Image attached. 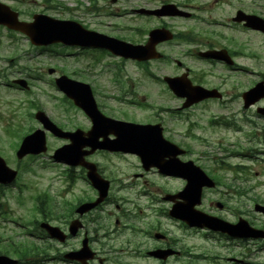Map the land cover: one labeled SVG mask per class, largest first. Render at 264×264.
I'll return each instance as SVG.
<instances>
[{"label":"flooded vegetation","instance_id":"af4514ba","mask_svg":"<svg viewBox=\"0 0 264 264\" xmlns=\"http://www.w3.org/2000/svg\"><path fill=\"white\" fill-rule=\"evenodd\" d=\"M40 1L0 0V47L4 42L15 44L18 41H23L25 36L21 30L10 28L2 22L4 18L16 23L30 22L34 14L45 13V11L49 13L50 8L59 9V11L64 9L63 15L66 14L67 19L80 22L88 30L102 31L100 22L94 18H87L85 21L80 19L76 15L78 9H71L69 4L51 5L50 1L52 0H42L45 11H41ZM88 1L89 11L97 14L104 8L105 1L109 4L110 0ZM168 3H174L177 7L191 12V15L168 18L136 13V10L141 8L158 9ZM118 4L125 6L121 7L124 13L128 11L132 17H138L147 22L140 27L132 25L122 29L118 28L120 34L112 36L120 39L125 37L127 41L131 42L132 39H128L127 35H135L139 39L132 43L144 44L152 28L164 27L174 33L172 40L156 45V49L162 54L160 59L142 63L141 69L144 72L153 75L149 71L151 70L157 75L165 74L163 69L167 65L170 70L169 76L183 77L186 75L192 85L218 89L224 96L219 100L220 106H224L227 114L232 113L231 110H228L230 107L237 105L240 106L241 112L253 109L256 118L264 120V116L258 115L255 111L258 106H264V98L250 108H243L242 95L251 85L240 90L239 84L242 81L236 80L235 86H231V89L228 87L232 80L231 74L235 73L234 77L236 78L238 75L240 76V72L248 71L245 65L239 62V59L247 57L256 59L255 54L252 53L248 56L247 53L249 36L255 40L259 39V41L264 39L263 31L248 28L243 21L235 19L237 12L256 15L264 20V0H117L111 5L117 6ZM216 12H221L224 18H215ZM153 18L160 20V23L151 28L149 21ZM171 19L189 20L194 25L175 30L174 26L166 21ZM229 37L238 41L235 48L223 44V40ZM262 46L260 47L263 49ZM76 49L81 52H103V50L91 48L77 47ZM222 49L227 51L231 59L230 64L198 56L199 51H222ZM261 52L264 54L263 50ZM110 57L115 58L111 54ZM116 58L121 62L133 64L135 62L120 57ZM153 61H161V63L152 67L150 65ZM215 68L222 70L224 76L216 77ZM256 76L257 81H264V75L261 72H256ZM108 84L112 90L106 91L107 94L98 93L95 89L97 107L101 113L125 123H159L163 134L166 133L165 137L183 149V153L178 156L179 160L182 162L192 161L213 179V187L201 189V201L195 205L197 210L231 223H236L240 218H244L253 226L264 230L263 215L256 213L260 215L259 223H254L249 219L248 195L252 193L253 189L249 191L246 175L238 170H234L235 174L230 176H225L223 173L225 170L223 163L227 156H230V149L221 146L209 148L205 145L206 141L198 138L201 137L199 134L192 132L199 127L197 122L191 119V116L195 113L205 112L206 107H211L213 103H216V99H204L188 107H182L186 101L183 98H175L179 104L174 108H168L165 104L158 106L147 104V98L144 94L137 93L138 89H135L133 78L123 66L111 70ZM163 84L166 88L165 92H167V85ZM92 85L94 87L93 83ZM227 87L229 90L226 89ZM137 111L151 114L140 118ZM227 118L236 121L233 115L232 117L227 116ZM224 119L225 117H221L218 121L222 122ZM243 120L247 121L248 119L243 117ZM205 122L207 129L214 127L208 119H205ZM249 122L254 123L253 121ZM55 123L66 131L79 128L84 137L91 128V119L84 112H82V119L79 123ZM254 135L258 139L261 137L259 131L254 132ZM116 136L113 133L107 134V137L111 139ZM101 138L102 136H99V139ZM180 139H194L201 145L191 147ZM55 142V146L59 145L57 139ZM62 142L61 144L69 143L67 139ZM171 149L174 151L175 148ZM90 150L91 147L88 145L82 149L86 152L85 159L95 165L97 173L104 179L101 184L106 192L105 197L97 201L104 189L102 186L95 188L88 183L85 179V168L70 164L64 165V178L59 180V184L56 186L48 185V189L54 192V196H67V199L63 201L62 208L60 206L57 210H54V206L50 212L38 210L39 217L31 222L33 232H28L36 242L31 243L34 247L26 250L18 249L20 252L18 264H213L207 254H200L201 249L195 244L196 242L191 241L195 237L203 239L205 242L213 240L207 239L208 237L218 241L225 239L226 242L222 246H225L227 252L233 246H244V250H247V247L256 246L264 248V237H232L207 227L190 226L171 217L169 215L171 207L177 202H182L183 195L181 194L190 189H185L188 180L183 175L162 173L156 167H145L141 158L133 151L108 153L100 150L90 152ZM217 150L220 157L216 156ZM104 155H115L119 160H110L104 158ZM170 158L171 155L167 154L164 160ZM217 160L220 162L216 163ZM10 187L12 186L0 184V196H2L3 190ZM145 187L149 189L147 192L144 191ZM57 188L61 190V193L55 192ZM23 190V186H18L16 199L20 206H23ZM74 195L78 197L76 202L72 201ZM33 201L35 208L41 209V205L46 204L45 195L38 193L34 196ZM249 202L252 206L255 203L252 199ZM90 203L95 204L84 206L83 211H79L82 205ZM105 212L106 218H110L109 222H105L107 225L104 224ZM162 218L183 228V232L176 234L167 232L164 229ZM46 224L58 227L63 234V240L50 237ZM20 225L23 228L22 224ZM122 238H125L126 241L112 242ZM202 244L209 245V243ZM29 255L32 256L29 257ZM239 256L242 257V254ZM230 258L232 256L225 259ZM240 260L233 263H245L243 258Z\"/></svg>","mask_w":264,"mask_h":264},{"label":"rangeland","instance_id":"374dc122","mask_svg":"<svg viewBox=\"0 0 264 264\" xmlns=\"http://www.w3.org/2000/svg\"><path fill=\"white\" fill-rule=\"evenodd\" d=\"M182 1V0H181ZM85 5H88L86 3ZM121 7H125L121 4H118L117 6H104L106 9L110 10H122ZM215 18L221 19L224 18L221 14V12H216ZM135 19V20H134ZM105 21H110L105 19ZM170 25L174 26L175 30H179L183 27H189L193 26L192 21H183V20H177V19H171L166 20ZM114 22V21H113ZM118 22H121V26L123 28L126 25H135L137 27H140L143 25V23H146L147 21L140 20V18L136 17H122L121 19H118ZM157 23H160V20L151 19L149 21V26L155 27ZM219 34V33H218ZM116 35V34H114ZM232 35V34H231ZM234 35V34H233ZM128 39H132L131 42L137 41L139 38L138 36H131L127 35ZM125 39V37H124ZM126 40V39H125ZM130 41V40H128ZM223 44H226L227 47L235 48V45L237 46L238 41H234L232 37L225 38ZM252 43V44H251ZM31 44L28 43V40L23 39L22 42H18L16 44V48L12 46L8 42L2 43V46L0 47V71L3 72V74L0 76V79H2V83L0 84V152L4 153L5 157L12 158L13 164L16 163V160L13 157L12 151L10 149V146H12L15 142L16 145H19L20 139L28 134L33 128L39 127L38 123L35 121L34 118L30 117L27 114V111L30 112V107L27 101H24V104L21 103V98L19 91L15 89L13 86L6 85L5 78L11 79L13 77H23L24 79H27V81L31 84V89L27 93V96L30 99L34 100V103L39 105V109H42L48 116L51 118V120H55L57 122H60L61 124L67 123H76L80 122L82 117L80 113L78 112L77 118L73 116L70 120L69 117H71L72 112L67 111V117L62 111L64 108V105L67 106V109H71V104L66 100H64L62 97H59L61 103L58 104L57 97L59 95V92L55 89V87L51 84V78L46 73L47 68H54L61 71V74H66L68 77L75 78L78 80L84 79L85 81H88L89 83H93L95 88H100L103 91H111L108 82L107 77L108 74L102 75L100 72L103 70V63H111L113 66L120 67L123 66L129 72L131 78H133L135 89L137 90L138 94H144L147 98V102H157L162 103L168 106V108H174L179 104V101L170 97L167 93H163L156 84L152 83V81L149 80V78L141 73L140 70L137 68L135 69L134 64L131 62H121L118 58H112V57H105L103 62H100L98 65L95 66L94 70L97 69L95 72L96 74L91 73H81L83 68L86 66L87 60L84 58L83 55L79 56H67V57H59V55L50 54L49 51L45 50L43 53L36 52ZM247 53L248 56L250 54H255L256 59L247 57L245 59L240 58L239 62L243 63L247 68L248 72H243L238 75L236 78L235 73L232 75V80L228 84V87L231 89V86H235L234 82L237 80L240 82L242 81L239 86L240 90L246 87L247 85H252L256 81V76L254 73L261 72V74L264 75V54L261 52V50L264 51L259 45V40H255L254 38L249 36V40H247ZM55 50L56 48H52ZM22 50V51H20ZM70 51V50H67ZM22 53V59H19V55ZM16 55V58L9 61V60H3L5 57H11ZM65 59V60H64ZM102 61V60H101ZM150 66L155 67L158 66L157 63H152ZM25 67V68H23ZM27 67V68H26ZM112 67V66H109ZM39 68L40 69V77L42 79H33L32 73L34 69ZM169 67L165 66L163 69V73L168 74L169 73ZM56 72L55 75H57ZM219 71H215V74H219ZM35 74V73H33ZM241 77V78H240ZM234 80V81H233ZM91 83V84H92ZM93 86V85H92ZM226 88L229 90V88ZM33 93V97H32ZM35 98V99H34ZM23 99L25 100V95H23ZM28 100V99H27ZM61 108H60V107ZM240 106L234 105L231 108L230 114H227L226 110L216 106V103L211 105V107H206V109H212V112L210 113H204L203 115L200 113H195L191 116V119L195 120L197 122V125L199 128L193 130L192 132H196V134H199L200 136L207 139L213 147H217V145H223L226 146L229 149H237V146H240V148H250L251 150L263 153L264 149V136L260 137L258 139H253L251 143H247V134H249L248 131H255L257 128L261 130V127L264 125V120L256 118L254 115V110L250 109L245 112H241ZM32 111V110H31ZM140 118H145L149 114V112H138ZM217 116V118L225 117L224 120H228V117H232V115L235 117L236 125L240 127V130H237L234 128L233 130L231 128L224 129L221 127H210L207 129L205 119L210 114H213ZM235 114V115H234ZM138 115V114H136ZM243 117H246L249 120H253L256 127H253L252 123H247L246 121H242ZM229 119L228 121H230ZM232 122V121H231ZM234 123V122H232ZM254 124V125H255ZM186 128V125H185ZM184 128V129H185ZM253 128V129H252ZM14 131V133H13ZM261 136V133H260ZM52 143V139H50ZM255 140V141H254ZM180 141L189 144L191 147L198 146L197 140L194 139H180ZM212 152V151H211ZM213 153V152H212ZM257 157H255L256 159ZM27 159V158H26ZM22 159L18 162L19 166L22 167V173L20 174V177L17 178L16 184L19 186H23L25 190H23L24 194V200H23V206H20L17 203V200L13 196L17 194V190L15 189H9L5 196L3 198H0V202L3 203V209L8 212L9 217L13 218H19L24 224H30L29 226L32 227L31 222H33L36 217H39L38 210H42L44 212H50L53 210H57L58 207L63 206V201L67 199V196L65 197H56L54 196V192L50 191L48 189L49 185V179L53 177V169L50 168H41L42 164L39 163L41 160L36 159L33 161ZM251 161H244L243 159H240L236 156L227 157L226 162L223 163L225 166H235V165H242L247 173H243L246 175L248 179V189L251 188L252 185H255L256 187L253 188L248 195V200L250 201L252 198H258L261 199L264 203V163L262 162H255L256 160ZM22 161V162H21ZM210 163V162H208ZM30 166V171H26V166ZM225 176H230V171H224ZM148 178V177H147ZM261 183L262 185H260ZM259 184V186H257ZM58 184H53V186H56ZM148 188H144V191H148ZM57 193H61V190L57 188L55 191ZM40 193L41 195H45L46 204L41 205V209L35 208V202L33 201V198L36 194ZM76 195L72 197V201L76 202ZM44 200V197L42 198V201ZM59 201V202H56ZM248 201V212H249V219L253 221L254 223H259L261 220L259 219L260 215L254 213L252 204ZM59 203V205H58ZM57 205V206H56ZM111 226L113 221V216L111 217ZM110 218H106V212H105V222H109ZM162 222L165 225L164 229L171 233L174 232L179 233L183 232V228L177 227L176 224L172 223L171 221L167 220L166 218H162ZM107 225V224H105ZM110 226V227H111ZM15 229L9 228V230H0V237L2 239H10L9 241H2L0 242V251L4 252L10 256H16L13 254L12 249L18 250L19 248L24 249V244L19 243L23 242L22 237H16L15 234H13ZM20 232V231H18ZM206 239V238H205ZM207 239H213L211 242H205L203 239H196L192 238L191 241L196 242L197 246L199 247L200 254H207L211 258V262H214L216 264H233L230 262H227L225 260L226 257L233 256V257H240L239 255L242 254L244 258H246L247 262L246 264H264V249H259L256 247H247V250H244V246H233L231 250L228 252L225 250V246H222L226 240H215L214 238L208 237ZM32 240L30 239H27ZM126 241L125 238H122L118 241H112V242H123ZM15 244V247H11L9 244ZM199 243V244H198ZM202 243H209V245H205ZM17 244V245H16ZM62 247V246H59ZM58 247V248H59ZM247 252L248 254H245ZM32 255H29V257ZM28 257V256H26ZM224 257V258H223Z\"/></svg>","mask_w":264,"mask_h":264},{"label":"water","instance_id":"95a60500","mask_svg":"<svg viewBox=\"0 0 264 264\" xmlns=\"http://www.w3.org/2000/svg\"><path fill=\"white\" fill-rule=\"evenodd\" d=\"M147 13H154V11H146ZM159 15L161 14H167V15H175L181 13L179 10L175 8L173 5L164 6L163 10H160L157 12ZM248 24L252 25L254 27H261L258 25L257 20L254 17L247 16L246 17ZM66 21H56L47 19V17H36L34 22L31 24H25L22 28V25L20 27L24 30L25 33H27L34 44H48L56 41H62V42H68L67 40V29L68 25ZM168 32V31H167ZM166 31L162 29H154L150 32L151 37L149 40V43L147 45H132L129 43H125L123 41L107 38V37H101L100 39H97L98 45L104 46L108 49H110L112 52L116 54H120L124 57H131L135 59H146L149 57H155L158 55L154 51V44L159 42L160 40L168 39L171 37L170 34H168ZM73 34L78 35V33L75 31ZM210 55V53H209ZM66 77L62 76L59 79H57V83L64 89L71 91V97L74 99L75 103L83 107L85 105L88 106V99H91V94L89 91V88L85 86L83 83H78L74 81H67V87H66ZM168 83L170 87L173 89V91L179 95H189L186 93L185 87L181 84H178L175 80L167 78ZM204 90V89H203ZM213 91H206L204 90V94H200L193 98L194 101L204 98L206 95H211ZM190 96V95H189ZM261 96H264V86L260 83L257 84L254 88H252L248 94L245 95L246 101L248 103L254 102ZM92 101V99H91ZM94 105V104H93ZM84 108V107H83ZM88 109L91 113V116L94 117V108ZM264 111V110H263ZM96 113V112H95ZM35 117L42 123L43 127L47 130H49L51 133L58 135V136H65L67 133L63 132L62 130L58 129L49 119L48 117L41 111H38L35 115ZM140 125H137L136 127H139ZM66 147H61L58 150V153L56 152L55 157H63V153L65 151ZM46 150L45 145V131L43 129H37L31 134L24 137L20 148L18 150V156L22 157L23 155L27 153H39ZM62 154L63 156H60ZM176 163L175 160H170L169 164ZM179 168L183 172L189 173L190 166L188 164H184L183 167H181L179 164H174L172 167L173 171H177ZM16 172L13 170H9L5 167L4 161L0 158V182H10L12 179H14ZM201 176V175H200ZM191 177L190 179H192ZM201 179V177H200ZM192 186V185H191ZM201 186V183H200ZM197 187V185H196ZM200 188V187H198ZM184 207V206H183ZM264 210V207H260ZM183 211V210H182ZM178 209H173L172 214L175 216H178L185 221H187L189 224H196V225H206L213 229H219L223 232H226L230 235H236V236H249L252 234V229L247 225L245 221H239L237 224L231 225L225 221L219 220L214 217H207L206 215H201L199 213L194 212L189 213L184 211L182 213ZM57 228L51 227L50 232L52 235H57L56 233ZM5 256H0V264H8L13 263L14 261L10 260Z\"/></svg>","mask_w":264,"mask_h":264}]
</instances>
